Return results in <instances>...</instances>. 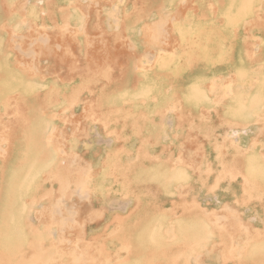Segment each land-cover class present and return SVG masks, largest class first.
<instances>
[{"label":"bare ground","instance_id":"bare-ground-1","mask_svg":"<svg viewBox=\"0 0 264 264\" xmlns=\"http://www.w3.org/2000/svg\"><path fill=\"white\" fill-rule=\"evenodd\" d=\"M0 264H264V0H0Z\"/></svg>","mask_w":264,"mask_h":264},{"label":"rangeland","instance_id":"rangeland-1","mask_svg":"<svg viewBox=\"0 0 264 264\" xmlns=\"http://www.w3.org/2000/svg\"><path fill=\"white\" fill-rule=\"evenodd\" d=\"M95 133V132H94ZM95 138H97V140H101L102 139V141H101V143H103V141H104V138L103 137H100L99 135L97 136L96 134H95ZM215 195L217 196V197H215ZM207 196V197H206ZM214 197V199H212ZM218 201H217V200ZM200 200L202 201V202H208V200L210 201V202H213L214 204H217V203H219V196L217 195V194H212V195H210V196H208V195H203V196H201L200 197ZM117 203V204H116ZM115 204H113V205H111L110 207H113V208H118V206L119 205H121L120 203H118V202H116ZM109 207V208H110ZM57 231H55V233H56Z\"/></svg>","mask_w":264,"mask_h":264}]
</instances>
